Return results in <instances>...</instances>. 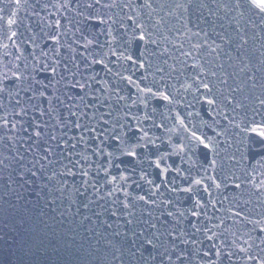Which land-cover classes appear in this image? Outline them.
I'll return each mask as SVG.
<instances>
[{
  "label": "water",
  "instance_id": "95a60500",
  "mask_svg": "<svg viewBox=\"0 0 264 264\" xmlns=\"http://www.w3.org/2000/svg\"><path fill=\"white\" fill-rule=\"evenodd\" d=\"M142 2L100 0V5L78 16L83 9L77 8L76 0H20L19 4L0 0V88L4 89L0 91V159L15 156L19 149L26 156L24 163L31 167L33 154L24 150L31 141L24 138L32 133L29 125L34 122L46 124L47 131L58 137L66 133L64 139L75 144L74 149L57 150L50 157L55 163L43 162L45 168L36 177L27 173L20 180L11 159L5 161L9 168L0 166V264H118L112 259L115 249L105 241L112 240L116 247L124 243L123 236L112 235L127 229L123 221L128 217L120 212H131L141 222L157 223L161 232L182 229L187 234L183 239L196 241L179 245L186 252L182 264H259L264 259V162L247 157L246 135L235 127L245 112L252 119L253 109L259 113L257 121L264 119V107L256 101L264 89H252V81L244 84L245 72L255 71L264 59L261 17L243 8L239 11L244 14L239 15L237 10L221 7L229 0H216L215 4L206 0L208 8L186 13L175 9L177 0H152L151 8L138 7ZM125 4L131 7H123ZM209 10L213 15H208ZM88 15L99 19L89 20ZM138 24L151 33L155 44L133 39L140 34ZM237 30L248 41L241 50L247 54L243 63L226 55H236ZM217 33L233 41L224 44L220 57L204 45L205 40L209 45L213 40L220 44ZM196 44L203 46L196 49ZM188 51H192L191 57L182 55ZM129 55L133 61L142 59L144 67L127 60ZM193 63L205 71L192 67ZM245 64L249 67L240 71ZM212 71L217 77L208 75ZM220 73L229 76L233 87L244 85L231 102L223 99L229 95L227 90L220 92L224 87L218 83ZM197 74L210 82L212 93L194 90ZM256 75L257 84L264 83L261 73ZM186 84L192 88L183 87ZM149 88L151 93L146 91ZM153 93L167 94L171 102ZM205 96L217 103L208 105ZM237 102L246 108L233 112ZM71 112L97 132L72 127L69 122L77 117ZM81 112L87 115L80 116ZM101 115L107 124L100 121ZM62 124L66 126L60 127ZM101 128L107 129L103 135ZM113 130L120 141L111 138ZM191 132L210 138L212 147L189 150L196 144ZM146 143V147L138 146ZM181 144L183 152L179 151ZM130 150L137 155L122 154ZM81 170L88 171V177L81 176ZM205 175L214 176L221 187L215 188L205 179L208 192L204 185H193L192 193L181 191L193 178ZM112 177L116 180L106 183ZM85 179L99 192L89 187L81 196L77 189L83 191ZM110 191L111 197L106 195ZM140 196L145 200H139ZM197 199L203 205L200 208L194 207ZM124 201L130 205L126 210ZM113 209L118 210L116 216L111 215ZM192 211L199 215L192 216ZM169 212L173 215L168 216ZM193 224L201 231L196 232ZM165 240L171 237H161V242Z\"/></svg>",
  "mask_w": 264,
  "mask_h": 264
},
{
  "label": "snow or ice",
  "instance_id": "6c2138e0",
  "mask_svg": "<svg viewBox=\"0 0 264 264\" xmlns=\"http://www.w3.org/2000/svg\"><path fill=\"white\" fill-rule=\"evenodd\" d=\"M20 0H16V3L19 4ZM212 3H216V0H212ZM97 5H100V0H83L81 3V0H76V6L77 8L83 9L82 11H78V16H84L85 12H89L90 10L94 9ZM115 6L113 5H104V7H110ZM123 7H131V4H125ZM140 8H151L152 7V0H143L142 3L138 5ZM221 7L227 8L229 11L237 10L239 15H243L244 13L239 11L240 9H246L249 13H252L255 16L261 17V24H264V0H229L228 4H222ZM208 8V4L206 0H177L175 3V9L181 10L182 13H186L189 11V9L194 10H201ZM209 16L213 15L212 11L209 10L208 13ZM87 19L91 20L93 18L99 19V16H93L88 15L86 17ZM129 19H132V17H128ZM199 20H201L204 23H207L206 20L203 19V17H198ZM101 23H103V20H100ZM9 23H14V21H9ZM58 26V22H57ZM137 29H141L140 34L138 36H134L133 39H137L139 41H145L147 43L155 44L156 41L151 39V33H147L146 31H143V25L138 24ZM203 31V30H201ZM239 35V30H237ZM16 35L13 33V36ZM195 35H199V33H195ZM207 35V33H205ZM217 36L221 40L220 44H216L215 40L212 41V44L209 45L208 41H204V45H207L211 48V52L215 53L217 57H220L224 44L231 45L233 43L232 38L230 36H227L223 33H217ZM52 39H56V37H51ZM240 43L235 45L236 48V55L233 57L231 55V52L226 54L228 56V59H236L243 63L245 58H247V54L244 51H241L244 49L245 45L248 43V41L245 39V36L239 35ZM88 43H91L89 41ZM203 45L196 44L193 45L194 48L200 49ZM183 47V45H181ZM264 47V46H262ZM217 49H220L221 51H217ZM166 51V49H165ZM185 57H191L193 55L192 51L184 52L182 53ZM144 56V52L140 53V57ZM264 56V54H262ZM127 60L133 61V56L129 55L126 57ZM250 61V58H249ZM133 63H139L140 67H144L143 60L139 61H133ZM260 67L256 68L255 71H252L250 74L248 72H245V79L244 84L246 85L248 81H252L251 88L255 89L257 86L264 89V83L257 84V75L256 73H261V80H264V59L260 60ZM223 63L220 64V68H223ZM192 67L196 68L199 67L201 73L205 71L203 66L199 65L198 63H193ZM249 65L245 64L244 68H241L240 71L244 72L246 68H248ZM53 73H55L56 69L53 67L51 69ZM211 77H217L218 73L216 71H212L208 73ZM131 82V78H128ZM229 76L226 73H220V79L218 80V83L224 87L220 89V92L223 93L225 90L228 91L229 95H226L223 97L225 101L231 102L235 100V93L242 90L244 85L236 84L235 87H233L231 84L228 83ZM194 81L198 82L197 87L194 89L195 91L199 92L200 89L206 90L207 93H212V86H210V82L202 80L200 75L197 74L194 77ZM81 88L84 87V85H80ZM183 87L186 89L192 88L191 84H186ZM4 89L0 88V91H3ZM144 91V90H141ZM149 93H151V89H147ZM43 95V93H41ZM153 95H159L162 96L164 100H167L171 102V97L164 93H153ZM207 104L212 106L217 103L216 99L214 98H208L207 96L204 97ZM83 99V97H81ZM123 99V97H121ZM256 101L261 107H264V92H261L260 96L256 97ZM93 107V105H85V108ZM237 108H246V105L241 104L237 102L235 104V107L232 109L233 112L236 111ZM42 116L44 115V112L41 111L40 113ZM72 116L77 117L75 122H69L72 123V127L76 129H82V132H91L96 133L97 128L96 127H89L87 125H83L80 123V117L77 116L76 112L70 113ZM259 113L253 109V118L247 119V112L244 113V117L241 118L240 123H236L235 127L240 130L241 134H245L247 138L246 143V155L250 160H257L258 162H264V119L257 121L255 119V116ZM86 112H81L80 116H86ZM95 113H93V116ZM110 115V113H109ZM226 120L228 119L227 116L224 117ZM100 121H103L104 124H107L108 121L103 120V115L100 117ZM100 121H97L99 124ZM8 121L5 120L4 124H7ZM181 124H183V121H180ZM229 123H233V121H229ZM241 124L244 125V127H241ZM66 125H60V127H65ZM15 127V125H13ZM29 127L32 128V133L29 134L24 139L26 141H31V143L27 144V146L24 148L25 152L32 153V161L31 167H28L27 164L24 163L26 160V156L22 154L19 149L16 150V155L13 157H5L3 159H0V166L3 168H9L11 165L6 163L5 161L8 159H11L13 163L17 165V169H13L15 172V175L20 178V180H24V177L27 173L31 174V177L37 176V171H41L45 168V163L47 164H53L55 163V160L50 157H55L57 150L60 152H65L68 148H75V144H69L67 140L64 139V136L66 133H61L58 137L55 134H51L47 131L48 126L46 124H40V123H33L30 124ZM123 127V126H121ZM139 131L143 132V129H138ZM24 132L28 131V128L23 129ZM107 131L106 128H101L100 135H103V132ZM250 134V135H248ZM144 136H147V133H144ZM47 137V139H45ZM112 139L120 141L121 137L119 135L115 134V131L113 130V134L111 136ZM144 137L142 136L141 139ZM71 139H75V137H72ZM84 137L81 135L80 140L83 141ZM105 139H108V137H105ZM191 140L196 141L195 145H192L189 150L195 151L196 148L203 145L205 149H208L212 147L210 138H207L205 136H198L196 132H191ZM208 140L209 142H205ZM103 143V141H101ZM121 143H124V141H121ZM147 143H154V141H147ZM147 143L144 145H138L140 147H146ZM65 145L64 148H61V145ZM24 147V145H22ZM179 147V151L183 152L185 150V146L181 144ZM122 154L135 157L137 155L136 151L130 150L126 152H122ZM68 155H72L71 152H68ZM109 157L112 156V153L107 154ZM244 156L241 157L243 159ZM85 160H87V157H84ZM232 159H235V157H232ZM71 162V161H70ZM76 164H79V161L75 162ZM37 165H39V168H37ZM216 161H211V166L215 167ZM97 167H100L99 165ZM157 167H159V163H157ZM33 169H36L34 171ZM105 172L107 169H103ZM166 171V170H165ZM205 172L207 170L205 169ZM99 173H97L98 175ZM73 175H75L73 173ZM80 175L83 177H88L89 173L86 170H81ZM191 175V173H189ZM121 180H125L126 178L124 176L120 177ZM205 179L211 181L212 186L215 188H220L221 184L217 182L216 178L214 176H207L200 179L193 178L191 180V184L187 188L181 189V191L186 193H192L193 192V185L199 186L204 185V191L208 192L209 185H206L204 183ZM11 180V177H10ZM116 177H112L111 181H107L106 183H112V181H115ZM17 182V181H12ZM25 183H28L30 181H24ZM151 183V181H149ZM83 191L81 192L79 189L77 191L81 196H84L88 192V188L91 187L95 192H99V188L96 187L94 183L89 184V181L87 179L83 182ZM264 186V185H261ZM236 188H239V184H235ZM120 189H115L114 191H118ZM198 190V189H197ZM172 191H176V189H172ZM107 196L111 197L113 195V192H107ZM209 195H211L209 193ZM99 199H103V197H98ZM139 200H145L144 196L138 197ZM113 203H116L115 201ZM123 209H128L130 205L124 201L121 202ZM203 205L201 204V201L199 199L195 200L194 207L200 208ZM83 207L87 208L88 204H84ZM104 211H107V209H104ZM118 214V210L113 209L111 212L112 216H116ZM120 215H124L128 218L124 219L123 223L127 226V229L123 232L116 231L112 235L113 236H123L124 237V243H121L119 247H116L113 245L112 240H106L105 243L112 246L115 251L112 255V259L118 261V264H182V258L186 257V252L182 250L179 245L184 244L187 245L189 242L195 244V240H188L183 239L185 235H187L182 229L177 231L175 227L172 228L170 231L161 232L160 228L158 227L157 223H149L148 221H139L133 218V213L131 212H120ZM94 215L99 216L100 213H94ZM168 216H172L173 213L169 212L167 214ZM183 215V213H181ZM192 216H198L199 213L196 211L191 212ZM87 219V217H85ZM151 219V217H150ZM167 223V221H165ZM108 227H111V225H108ZM192 227L195 229L196 232L201 231L200 228H197L195 224L192 225ZM151 230V231H150ZM205 232H207V229H204ZM161 237H171V240H165L164 242H161ZM207 239L211 240V236H207ZM100 241L98 240L97 243ZM214 247V246H213ZM241 251H245V249H241ZM205 256L208 255V253H204ZM217 257L221 255L220 250L216 251ZM229 258H231L232 253H228ZM248 259L255 260L257 259L254 256H249ZM259 264H264V259L259 260Z\"/></svg>",
  "mask_w": 264,
  "mask_h": 264
}]
</instances>
